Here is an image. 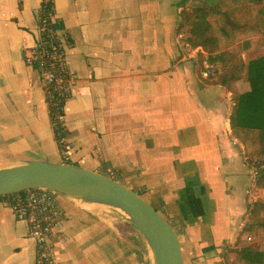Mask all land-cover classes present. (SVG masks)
I'll return each mask as SVG.
<instances>
[{"label": "crops", "instance_id": "1", "mask_svg": "<svg viewBox=\"0 0 264 264\" xmlns=\"http://www.w3.org/2000/svg\"><path fill=\"white\" fill-rule=\"evenodd\" d=\"M191 1L53 0L52 22L72 73L61 118L63 160L38 67L25 62L38 45L42 0H0V168L41 161L117 180L175 230L184 264H225L236 262L231 250L239 249L253 179L246 154L256 148L230 129L232 94L250 86L245 69L225 84L201 76L199 54H206L185 44L188 33L179 29ZM254 16L234 12L231 19ZM215 34L219 51L245 65L264 56L257 30ZM254 196L264 200V189ZM55 198L66 238L55 247L56 264H151L142 237L105 207ZM27 232L0 201V264H34Z\"/></svg>", "mask_w": 264, "mask_h": 264}, {"label": "trees", "instance_id": "2", "mask_svg": "<svg viewBox=\"0 0 264 264\" xmlns=\"http://www.w3.org/2000/svg\"><path fill=\"white\" fill-rule=\"evenodd\" d=\"M243 1L250 4L248 8L251 6L259 8L248 29L257 30L264 36V1ZM182 2L185 3V0ZM224 2L226 0H219L213 5L202 3L200 6L182 8L179 14V29L185 28L188 33L184 40L185 44L191 48H200L206 54L203 58L200 53L199 61L202 63L205 60L215 67L218 81L221 84L238 80L245 69V79L250 86V91L243 94H232L233 107L229 125L238 139L243 142L248 140L256 146L254 150L246 154V162L255 167L254 188L262 190L264 189V56L260 55L250 59L245 65L237 54L219 51L218 38L212 30V17H222L226 27L229 25L231 29H241L243 26L235 21L234 23L229 15L247 8L246 4L229 8L223 4ZM223 6H226V9L219 11V8ZM57 116L59 117L56 115V119L54 117L51 119L56 141L63 137L61 119ZM259 232H264V200L262 199H256L252 207L247 210L245 228L239 232L235 241V246H239V249L231 250L236 262L225 261V264H264V244L261 248L255 245L240 247L243 234L255 237Z\"/></svg>", "mask_w": 264, "mask_h": 264}, {"label": "water", "instance_id": "3", "mask_svg": "<svg viewBox=\"0 0 264 264\" xmlns=\"http://www.w3.org/2000/svg\"><path fill=\"white\" fill-rule=\"evenodd\" d=\"M35 188L116 210L142 237L152 264H184L175 230L141 195L119 181L69 164L29 161L0 168V196Z\"/></svg>", "mask_w": 264, "mask_h": 264}, {"label": "built area", "instance_id": "4", "mask_svg": "<svg viewBox=\"0 0 264 264\" xmlns=\"http://www.w3.org/2000/svg\"><path fill=\"white\" fill-rule=\"evenodd\" d=\"M52 3L53 0H42L38 8V45L33 50V58H27L25 62L26 64L35 62L38 67L39 79L50 118L56 119V115H59L57 118L61 119L64 100L71 91L72 73L66 66L62 36L52 22ZM201 76L206 79L216 78L215 67L205 61ZM57 143L60 147V155L65 160L67 155L64 149V138H59ZM247 166L251 169L253 176L252 183L248 188L250 199L247 210H249L256 200L254 196L256 189L254 188L255 167L250 164ZM55 197V192L45 188L28 189L5 197L0 196V201L10 209L14 218L26 223L27 236L35 245L34 264H56L55 247L63 245L66 241L62 235V213ZM246 219L247 211L244 221L240 224V230L245 228ZM244 238L248 242L252 240L251 236L246 234ZM54 240L56 241L54 242Z\"/></svg>", "mask_w": 264, "mask_h": 264}, {"label": "rangeland", "instance_id": "5", "mask_svg": "<svg viewBox=\"0 0 264 264\" xmlns=\"http://www.w3.org/2000/svg\"><path fill=\"white\" fill-rule=\"evenodd\" d=\"M199 0H197V1H195V0H193V1H191V5L192 6H195L196 5V3L195 2H198ZM264 1V0H263ZM226 2H228L227 3V5L226 6H228L229 8H232V5H231V3H230V1L228 0H226ZM209 4H211V2H208ZM208 4V5H209ZM214 4V3H213ZM213 4H211V5H213ZM192 6H190V7H192ZM226 6L224 7H222V8H219L220 10L219 11H224L225 9H226ZM247 7V6H246ZM259 8L258 7H255V6H252V7H247V8H243V9H241L240 11H239V14H241V15H243V18H246L247 17V15H256L257 14V10H258ZM231 14H234V13H230V17H231ZM218 16V15H217ZM232 18V17H231ZM254 19V18H253ZM253 19H251V20H242V21H239V22H236V23H238V24H241L243 27L241 28V29H239L240 31H244V29L246 30V29H248V27L250 26L251 27V24L250 23H252V21H253ZM231 20V19H230ZM233 21V20H232ZM234 22V21H233ZM235 23V22H234ZM211 24H212V30L214 31V33L216 32V33H220L221 31H223V30H229V29H231L230 28V26L228 25V27H226V26H224V20L222 19V17H216V16H213L212 17V20H211ZM247 161V160H246ZM246 164H247V162H246ZM248 165V164H247ZM250 169V168H249ZM251 170V169H250ZM251 183V182H250ZM250 185V184H249ZM249 185H247V188L248 187H250ZM258 190V189H257ZM59 195V194H58ZM247 202L249 201V196H248V194H247ZM102 207H105V206H102ZM108 211H110V213H112V214H114V215H116L120 220H123V221H125L124 220V218H123V216H121V214H119L116 210H114V209H112V208H109V207H105ZM244 221V220H243ZM241 231V230H240ZM246 235H249V234H246ZM244 236H245V234H243L242 235V237H241V244H240V247H242V246H245V245H255V246H258L259 248H261L262 247V245L264 244V232H259L258 233V235L257 236H255V237H253L252 235H249V236H251V238H252V240L250 241V242H248V241H246L245 240V238H244ZM147 250H148V255H149V258H150V260H151V264H152V257H151V254H150V251H149V249L147 248ZM233 258V257H232ZM231 258V259H232ZM233 260V259H232ZM229 263H232V261L231 260H229Z\"/></svg>", "mask_w": 264, "mask_h": 264}, {"label": "bare ground", "instance_id": "6", "mask_svg": "<svg viewBox=\"0 0 264 264\" xmlns=\"http://www.w3.org/2000/svg\"><path fill=\"white\" fill-rule=\"evenodd\" d=\"M73 201V200H72ZM74 202V201H73ZM109 210V209H108ZM122 213V212H121Z\"/></svg>", "mask_w": 264, "mask_h": 264}]
</instances>
